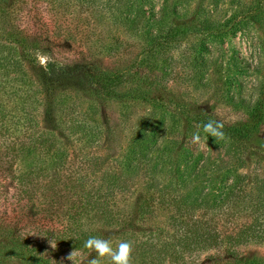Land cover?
<instances>
[{"label": "rangeland", "instance_id": "1", "mask_svg": "<svg viewBox=\"0 0 264 264\" xmlns=\"http://www.w3.org/2000/svg\"><path fill=\"white\" fill-rule=\"evenodd\" d=\"M76 58L121 73L124 96L65 86L67 109L57 99L45 110L31 68ZM0 59V264H39L13 252L19 233L55 242L47 256L71 264L84 231L114 250L131 242V264H229V247L264 259V122L251 142L229 129L264 110V0H0ZM202 112L222 139L199 128ZM80 121L88 132L72 130ZM143 136L156 148L133 173L126 160ZM228 174L243 188L218 200ZM77 253L75 264L96 256Z\"/></svg>", "mask_w": 264, "mask_h": 264}, {"label": "trees", "instance_id": "2", "mask_svg": "<svg viewBox=\"0 0 264 264\" xmlns=\"http://www.w3.org/2000/svg\"><path fill=\"white\" fill-rule=\"evenodd\" d=\"M23 54L26 56V54L28 53H23ZM25 60L26 59H18L17 60L18 66L20 65L22 66V63L25 62ZM11 61H12V64L15 63L14 66L17 64L15 60L11 59ZM1 64L6 67L8 63L5 62L4 59H0V65ZM39 68L40 69L33 67L31 68V71L35 75L37 81L41 83V88H42L41 91L44 92L43 93L44 95L41 99L42 105H43L42 107H44L45 110L49 108L47 107L49 106L48 104L55 105L57 99H60L59 105H61L62 107L65 105L63 110H66L67 103L66 102L60 103L61 98H58V96L62 93V90L68 89L70 87L71 89H74V90L75 89L80 90V91L89 90V91L95 92L98 95V97H101V98L110 99V98H116V97L118 98V97L124 96V93L121 92L122 93L121 94L119 92V85L122 83L121 73H118L112 67H107L106 65L101 66L99 63L92 61L90 59H87V58H84V59L76 58L68 62L49 60L47 61V64L44 65V67L42 65ZM65 86H68V87H66L65 89H62ZM252 111L253 112H251L249 118L246 120L245 123L229 127V129H231L233 133L237 134L240 138L248 139L250 142H251V136L257 138V135L260 133V131H262L261 124L264 122V117L262 115L264 110L262 106L254 108ZM197 121L199 123V128L202 131H204L203 126L213 120L208 117L206 112L205 113L202 112L199 115V118L197 119ZM216 123L221 124L219 122H216ZM77 124H78L77 127H72V130L75 133L88 132L89 129L86 126V124L83 123V121H80ZM223 127L224 125H222V129L224 130ZM155 129L157 130L156 127ZM145 136L146 138H148L149 132H146ZM145 136L141 138L140 137L137 138V140L135 141V144L133 145L134 147L130 151V154H129L130 158L126 160L127 162L126 164L129 165L128 169L133 168L132 169L133 173L137 172L136 170L137 164L139 162L147 161L149 159L148 154L149 152L151 153V149L156 148L155 141H153L152 139H146ZM40 138L41 137H38V140ZM87 142H88V139H87ZM85 155L87 156V154ZM200 158L192 159L193 162L195 163L194 174L196 175H199L200 170L207 162L206 157H203L204 158L203 163L200 160ZM179 173L181 172L179 171ZM229 173H233V171H229ZM59 175H58V183L60 185V183H65V181H63V178L60 177ZM19 177L22 178L21 175ZM81 177L86 179L88 176L85 174L84 176H81ZM229 178H235L236 181L235 179H233L234 184L232 185L227 184L226 186H224L225 190H223V186H222L224 195L222 191V197H220L218 200L229 199L235 194L239 193V191L243 188V185H242L243 178L241 177V175L232 177L230 176V174H228L225 176L226 180ZM117 180L118 178L115 179V183H111V184L110 183L107 184V181H105L104 185L107 184L105 185L107 188H105L104 185H102L100 188L106 191V195H109V194L111 195L112 192L110 193V191L118 188L117 185H115L117 184ZM40 187H42V185L35 183V187L33 188L31 192L32 199L34 196H36L37 194L36 192ZM57 188L58 187L56 186L55 189L57 190ZM123 189L125 190V187H123ZM236 189H239V191H235ZM151 204H152L151 201H148V202L145 201V203H143L140 206L141 212L143 213L144 211H146L145 206L148 207ZM34 206H35V203H33L32 207L34 208ZM41 229L39 225L35 224V226L31 227L29 230H33V231L38 230L35 233L39 234V232H42ZM101 232L106 233L105 231L104 232L100 231L98 233H101ZM35 235L36 234L31 236L32 238L31 239L27 235L19 233L17 239L14 240L15 242L13 241L11 243V245L13 246L12 247L13 252H15L14 249L17 250V248L20 249V252L22 253H24V250H28L29 252H32L33 254H35V257L40 261L39 264H65L63 261H54V259L51 256L50 257L47 256L49 252V247H50L49 241H46V240L40 241L38 239H34ZM81 235H82L81 238L78 239V243H76V245H73L74 246L73 248L76 250L81 249L83 250V252H87L88 249L84 248L83 246L84 241L87 240L90 236L96 237L97 236L96 232L87 233L86 231H84ZM227 237L229 239H232L233 235H229ZM65 238L67 237L66 236L63 237L62 235H59L56 240L60 239L62 244L66 246H70L68 243L69 241H66ZM234 238L237 240L238 238L240 240H243L244 234L240 233L239 236H235ZM70 241L77 242V240H74V239ZM168 252H169V247L167 243L165 246H163V248L161 249V252L159 251L158 253L159 254L163 253L164 256L165 255L167 256ZM224 254L225 255L223 256H226L224 259L228 260L227 262L229 264H264V259L258 256L246 257V255H242L241 251L236 249L235 247H229L228 249L224 250ZM32 256L34 257V255ZM178 257H181V254H177L176 259ZM55 260H60V259H55Z\"/></svg>", "mask_w": 264, "mask_h": 264}, {"label": "clouds", "instance_id": "3", "mask_svg": "<svg viewBox=\"0 0 264 264\" xmlns=\"http://www.w3.org/2000/svg\"><path fill=\"white\" fill-rule=\"evenodd\" d=\"M220 128H222V125L213 121H210L203 126L206 133L222 139L223 133L220 131ZM193 139L194 142H199V134L194 135ZM49 243L52 248L56 247L55 242L49 241ZM83 246L90 252L94 251L96 253V256L89 260V264H101L102 258H109L110 264H131L133 252V245L131 242L122 241L114 250L111 246L110 240L90 236L84 241ZM77 254V250H73L67 255L66 259L70 261L71 264H75Z\"/></svg>", "mask_w": 264, "mask_h": 264}]
</instances>
